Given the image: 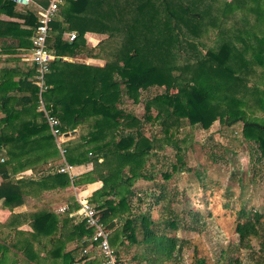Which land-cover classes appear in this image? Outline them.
Instances as JSON below:
<instances>
[{
    "label": "trees",
    "instance_id": "16d2710c",
    "mask_svg": "<svg viewBox=\"0 0 264 264\" xmlns=\"http://www.w3.org/2000/svg\"><path fill=\"white\" fill-rule=\"evenodd\" d=\"M35 1L43 6L49 3V0ZM215 1L65 0L61 19L57 17L52 23L48 39L57 58L47 74L49 87L44 100L61 120L63 131L81 128L79 137H71L64 143L66 158L73 165L93 167L75 179L51 170L39 178L23 175L29 169L37 171L39 163L44 164L49 157L61 160V155L45 115L39 110L36 64L32 61L29 74L16 82H13V68L7 66L2 70L0 199L18 208L25 205L29 189L34 188L39 195L43 193L42 186L57 196L43 204L35 203V207L42 208L31 211L29 219L21 220L25 215L16 212L5 223L0 222V264H9L11 247L23 264H75L97 256L95 247L84 253L94 230L86 222H78L77 215H71L80 205L66 188L98 181L103 186L88 200L97 205L111 231V243L118 259L133 250L131 257L123 259L125 264H179L178 252L183 246L177 234L179 228L200 231L205 215L193 209L188 212L192 222L187 223L188 213L177 212L172 207L179 190L173 192L165 183L156 182L150 191H141L138 203H133L139 194L133 190V181L152 180L157 173L148 167L151 157L158 156L154 152L157 137L148 136L144 129L148 123L157 125L170 140L174 125L208 129L219 117L229 126L242 122L245 138L254 142L251 181L264 182V34L255 31L256 28L264 31V0H220L217 8ZM17 6L15 0H0V13L22 17L24 24L34 29L39 17L33 12H21ZM227 22L233 27L232 36L228 37L222 28ZM209 26L221 29L224 39L217 50L209 49L203 54L199 47ZM68 31H76L77 38L64 39ZM88 32L108 37L93 47L86 40ZM33 35V30L21 28L18 21L0 19V46L1 39L23 40V45L4 46L7 52L13 47L31 48ZM109 40L115 41L113 45ZM249 53H252L250 58ZM65 55L97 56L106 62L103 66L71 62L62 58ZM153 87L164 90L143 99L144 93ZM17 88L28 94L17 96L14 92ZM174 88L176 91L172 92ZM248 98L253 99L261 115H256V111L248 116ZM126 99L134 104L144 102V117L125 108ZM153 108L156 115H152ZM191 133L181 142L189 144L193 139ZM175 145L180 151L178 143ZM214 148L217 150L208 147L211 163L230 158L232 151L226 144L218 142ZM178 156L177 170L185 165L181 155ZM207 169L205 165L203 172L199 169L195 172L202 190L208 186ZM163 176L169 179L170 171H165ZM231 178L244 187L240 175L232 173ZM231 189L228 186L227 190ZM103 197H106L104 201ZM60 200L68 203L69 210L57 214L52 204ZM248 201L241 199L237 211L239 247L252 248V240L257 239V252L264 256V214L249 207ZM26 220L31 232L18 230ZM15 228L12 236L6 234L8 229ZM9 236L12 238L8 241ZM73 241H77V246L70 248ZM41 249L43 257L39 253ZM97 260L91 259L87 264ZM235 261L241 263L238 257ZM194 264H206V260L197 258Z\"/></svg>",
    "mask_w": 264,
    "mask_h": 264
},
{
    "label": "rangeland",
    "instance_id": "374dc122",
    "mask_svg": "<svg viewBox=\"0 0 264 264\" xmlns=\"http://www.w3.org/2000/svg\"><path fill=\"white\" fill-rule=\"evenodd\" d=\"M214 4L216 6L215 8H217L218 4H220V0L215 1ZM237 16L240 17L241 14ZM210 18L211 17H208V19ZM250 21L251 23L254 22V17L250 18ZM256 25L257 24H255V26ZM222 28L226 32V37L232 36L233 27L229 23ZM255 31H257L259 35L264 34V31L258 28H256ZM69 32L71 31H68V33ZM234 32L236 31L234 30ZM103 35L104 36L97 34L96 36H101V38L108 37L107 34ZM223 35L224 33L221 29L209 26L208 31L205 32L201 38L203 43L200 44L199 48L202 53H207L209 49L217 50L224 39V37H222ZM91 42L97 43L98 41L91 40ZM109 42L113 45L115 41L109 40ZM238 43L241 44L240 41H238ZM251 54L252 53H249L248 58H250ZM175 89L176 88L171 91H176ZM163 90V87H153L150 92L144 93L143 99L161 93ZM252 101V98H248L250 104V107H248V116L257 111V107ZM123 105L125 108L135 111L140 117H144V102L134 104L131 99H126ZM261 113L262 112L258 110L256 115L259 116ZM156 114L157 111L153 108L152 115ZM190 126L189 124L174 125L171 128L173 139L170 140L164 135L161 129L157 128V125H150L148 123L145 126L146 128L144 129L148 136L151 137L155 135L157 137L154 152L156 151L158 156H152L148 165L149 168L153 167L154 172L157 173L152 180L137 178L133 181V190L139 193L134 197L133 203H138L137 198L141 195V191H150V189L154 188L153 184L156 182L165 183L173 192L179 190L178 200L175 201L172 206L174 210L180 213H188L193 209H197L205 215L201 220L203 226L200 231L184 229L183 227L179 228L177 234L181 237L183 242L182 249L178 252L180 256L178 259L179 264H194L197 258H204L206 264H236L235 259L237 257L241 260L240 264H264V256H260L257 252L259 249V241L253 239L252 248H240L239 236L236 232L237 211L240 208L241 199H249L248 206L264 214V182L257 181L253 183L251 181V171L255 163V158L253 159L254 150L252 148L254 145L253 140H249L247 137L245 138L243 133L244 124L242 122L229 126L225 123V119L221 117L217 118L208 129L200 127L192 129ZM79 129L81 130L80 126L77 127V129L68 130L67 133H69L71 137H77L80 133L78 132ZM190 132H193L191 133L193 134V139L189 140L190 142L187 146L181 141L183 138L188 137ZM218 142L226 144L232 152L228 160L219 161L214 164L208 160V147H211L212 151H216L217 148H214V144ZM176 143L181 147L180 151L176 148ZM179 154L185 164L180 168H185V170H180V168L177 170L175 168L176 165H180L178 162ZM59 161L60 159L49 157L44 164L39 163L37 178L50 170L52 173L58 172L57 167ZM205 165L208 167V186L202 190L201 187H199L195 172L196 169L203 172ZM165 171H170L171 177L169 179L163 178V173ZM232 173H236L242 177L244 187H240L238 181L231 178ZM23 175H25V173ZM228 186H231V191L227 190ZM50 194V197L46 195L48 200L57 196L55 192H50ZM40 198L44 199L41 195ZM105 199L106 197L102 198L103 201ZM229 199H233L234 202L227 204L229 203ZM38 204L40 203L38 202ZM61 204V200L59 203L52 204V208L55 209L57 214H59L57 209ZM94 206L97 205L94 204ZM3 213H6L2 214L6 222L8 212L6 210ZM76 217L78 222L83 221L80 217ZM186 217L187 223H191L192 218L190 213L186 214ZM2 237L4 238V236ZM2 242H4V239ZM132 254L133 250H131L126 257L121 256L119 259L124 263L123 259L131 257ZM43 256L44 253H41L40 257ZM8 257L13 259V253H9ZM97 257L104 260L100 253H98ZM17 258L18 257H14L15 260H17ZM18 263L23 264L22 260L19 258Z\"/></svg>",
    "mask_w": 264,
    "mask_h": 264
},
{
    "label": "built area",
    "instance_id": "2783aa9c",
    "mask_svg": "<svg viewBox=\"0 0 264 264\" xmlns=\"http://www.w3.org/2000/svg\"><path fill=\"white\" fill-rule=\"evenodd\" d=\"M34 0H15L18 5L27 6ZM65 0H49L47 6L42 7L39 16V22L34 28L33 45L31 60L37 66V79L40 87V105L39 110L43 111L46 121L50 127L51 133L54 135L57 146L61 155L60 165L57 167L59 173L68 174L71 179H75L76 173L74 172L75 165L68 162L66 158V149L64 143L69 138V133L61 128V120L57 117L51 109L48 108L44 100V92L48 89L47 74L51 70V63L57 58V55L49 47L48 39L51 33V25L58 17ZM69 40L77 38V33L71 31L67 33ZM4 160V159H2ZM79 208L71 215H77L87 225L93 228L94 233L91 237V244L84 249V253H88L91 248L95 247L104 260L102 264H124L117 256L116 250L111 243V231L107 228L106 223L103 221L98 209L92 204L87 197L77 196ZM69 210V205L64 204L57 209L58 213H64Z\"/></svg>",
    "mask_w": 264,
    "mask_h": 264
},
{
    "label": "crops",
    "instance_id": "0c3cea01",
    "mask_svg": "<svg viewBox=\"0 0 264 264\" xmlns=\"http://www.w3.org/2000/svg\"><path fill=\"white\" fill-rule=\"evenodd\" d=\"M42 7H44V6L39 1H35L34 0L30 5H27V6L19 5V6H17V10H19L21 12H24V13L33 12L35 15H37L39 17L40 16V11L42 10ZM58 18L61 19V10H60V13L58 15ZM0 19L1 20L4 19V20H11V21H18L20 23V27L21 28L31 29V30L34 31V29H32L31 26L24 24L25 23V19L22 18V17H14V16H9V15L4 14V13H0ZM67 33L68 32L64 33V36H63L64 39H68ZM96 35L97 34H94V33H91V32H88L85 35V37L87 39V42L90 45H92L93 47H95V46L97 47L98 44L101 41L106 39L105 37L101 38V36H96ZM102 36H104V35H102ZM32 39H33V36L31 38V41L33 43ZM91 40H97L98 42L94 43V42H91ZM22 41H23L22 39L18 40V41L14 40V39H1V42H3V43L0 46V76H1V72H2L3 69H5L7 66L11 67L14 70V73L12 74L13 82L18 81L20 78L22 79L23 77H25L26 75L29 74V72H30V70L32 68V64H33L32 60H31L32 47L28 48V49L23 48V47H20V48L13 47L12 49H10L9 52L4 50L3 47L4 46H7V47L10 46L11 47L10 44H16V45L17 44H21V45H23ZM52 51L55 53L54 49H52ZM62 58L65 59V60L71 61V62H74V61H79V62L85 61L88 64H96V65H101V66H103L105 64V62H106L105 59H103V58H98L97 56L94 57V56H90V55H86V56H84V55L83 56L65 55ZM58 75H59V78H61V70H59ZM11 90H12V88L9 91H11ZM14 92L16 93L17 96H22V95H27L28 94L27 91L19 90L18 88L14 89ZM0 115H2V113H0ZM69 137H71V136H69ZM91 168H92L91 164L75 165L74 172L76 173V177L79 174L90 170ZM24 173H25V175H31L34 178H37V174L39 173V169H37V171H35V172L32 169H29V170L25 171ZM1 180L2 179L0 177V182H1ZM102 186H103V183L101 181L90 183V184H85V185H81V186H76L75 184H73L71 186H68L66 188V191L67 192H72L74 194V196H75V199L77 200V196L89 198L97 189H99ZM41 188L43 189V193H39V195L35 193L34 188L33 189H29V191L27 192L29 197H27L25 205H23L21 207H18V208H13V207H11L9 205V203L5 199H0V222L1 223H5V220H4V217H3L2 214H6V213H3L6 210L8 212L7 213L8 217L6 219V221H7L13 213L19 212V213H22V215H25V217L21 216V220H23L24 218H28L29 217V213H31V211L33 212L35 210L41 209L42 207L36 209L35 208V203L39 202L40 204H43L45 201L48 200V197H50V195H51L50 192H54L52 190H47V188L45 186H42ZM40 195L44 199L40 198ZM46 195H48V197ZM61 203H62L61 206L64 205V204H68L67 202H64V201H62ZM18 230H24L26 232H31L32 231V227L29 224V221L26 220L25 222H23L18 227ZM14 231H16V228L13 229V230L8 229L6 234L12 236ZM10 236L8 237V241L12 238ZM74 246H77V241H73L69 245L70 248H72ZM41 250H40L41 252H39V253L40 254L44 253L43 252L44 250L43 249H41ZM15 251L16 250L13 247H11V250L9 251V253H13V259H11L10 257H7L8 260L10 259L9 264H19L18 260H17V263H16V260L14 259V257H16ZM20 256H22V255L20 254ZM94 258H96V260L97 259L98 260L96 262H92L90 264H102L103 263V259H100L97 256H95V257L94 256H90L88 258H84V259L78 260L75 264H87V262L89 260L94 259Z\"/></svg>",
    "mask_w": 264,
    "mask_h": 264
}]
</instances>
